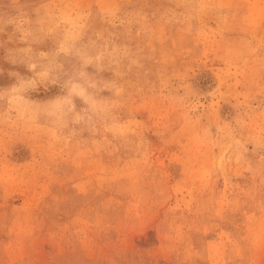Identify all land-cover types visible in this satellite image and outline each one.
Instances as JSON below:
<instances>
[{
  "label": "rangeland",
  "instance_id": "374dc122",
  "mask_svg": "<svg viewBox=\"0 0 264 264\" xmlns=\"http://www.w3.org/2000/svg\"><path fill=\"white\" fill-rule=\"evenodd\" d=\"M100 13L105 0H58ZM142 41L178 102L136 99L137 147L0 143V264H264V0H210ZM257 49L241 59L247 46ZM228 125L243 161L210 173L200 129ZM118 143V141H117Z\"/></svg>",
  "mask_w": 264,
  "mask_h": 264
},
{
  "label": "clouds",
  "instance_id": "9594fccd",
  "mask_svg": "<svg viewBox=\"0 0 264 264\" xmlns=\"http://www.w3.org/2000/svg\"><path fill=\"white\" fill-rule=\"evenodd\" d=\"M212 6L210 0H105L95 13L58 0H0V143L16 134L68 150L137 147L136 129L122 114L137 98L178 102L163 69L155 73L158 85L150 79L142 41ZM256 51L249 45L240 58ZM252 75L264 85V57ZM213 124L199 138L212 156L209 172H224L243 161V144L228 125L215 124L213 135ZM255 142L264 149V138ZM258 165L264 173V155Z\"/></svg>",
  "mask_w": 264,
  "mask_h": 264
}]
</instances>
